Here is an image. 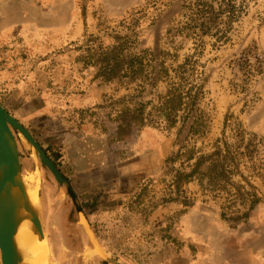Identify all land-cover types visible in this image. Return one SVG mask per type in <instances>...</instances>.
<instances>
[{
	"label": "rangeland",
	"instance_id": "1",
	"mask_svg": "<svg viewBox=\"0 0 264 264\" xmlns=\"http://www.w3.org/2000/svg\"><path fill=\"white\" fill-rule=\"evenodd\" d=\"M124 44L145 72L104 79L89 48ZM153 68L168 75L152 87ZM180 83L203 86L198 110L185 127L153 126ZM0 103L77 197L41 163L53 264H264V0H0ZM187 149L228 156L227 171L216 156L211 179L176 177L196 163Z\"/></svg>",
	"mask_w": 264,
	"mask_h": 264
},
{
	"label": "water",
	"instance_id": "2",
	"mask_svg": "<svg viewBox=\"0 0 264 264\" xmlns=\"http://www.w3.org/2000/svg\"><path fill=\"white\" fill-rule=\"evenodd\" d=\"M18 131L28 141L36 163L38 190L42 186V167L46 165L56 180L67 187L69 194L74 202H77L75 192L70 187L67 179L51 160L41 144L35 139L30 131L22 125L1 103H0V251L1 264H39L27 257L15 254L14 245V225L21 202H24L27 214L34 222L42 223L46 228L43 217V206L40 195V205L34 206L27 198V187L24 170L20 161V151L15 135ZM80 217L84 220L83 224L88 235L91 237L90 228L83 214L82 208L77 206ZM47 229V228H46ZM48 245L51 248L50 238ZM51 264L52 263V248ZM104 262L108 264H118L117 262L104 257Z\"/></svg>",
	"mask_w": 264,
	"mask_h": 264
},
{
	"label": "trees",
	"instance_id": "3",
	"mask_svg": "<svg viewBox=\"0 0 264 264\" xmlns=\"http://www.w3.org/2000/svg\"><path fill=\"white\" fill-rule=\"evenodd\" d=\"M127 46L124 44L121 48H106V53H101L98 51V48L90 47L91 51H96L93 57L98 55L99 60H101L102 71L101 76L106 80H113L117 77L118 73L122 68H127L128 72L124 74V77H132L135 78L145 72L144 63L145 57L138 56L137 54L127 55L123 57V50ZM165 75H168V71H165L164 68L154 69L148 74L147 79L148 84L156 86L160 80H162ZM180 77V76H178ZM176 85V86H175ZM183 84H174V86L169 90L168 94L163 97V102L160 107H158L159 111L157 116H154V119L151 120L153 126L159 125L164 129H169L175 126L178 122L183 123V127H185L187 121L192 117L195 110H198V104L201 100V95L203 92V86L191 87L187 92H183L182 90ZM180 113H183L180 115ZM180 118V119H179ZM200 120V116H196L194 125L192 126L189 134L184 137L182 142L177 144V150L180 152L183 149L188 148L186 142L188 141L190 135H197L199 133V128L197 127V122ZM182 127V128H183ZM181 131H179V134ZM219 158L220 164L222 166V173L224 175L225 171V161L228 156H223L221 154H213L201 156L199 158H195L193 151L187 149L186 152L180 153V157H185L188 163L196 160L194 165L189 166L190 172H178L176 177H184L185 179H192L194 177H199L203 180L205 177H209L211 179L213 173V164L215 162V157ZM210 164V165H209ZM205 165H209L207 167L206 173H201L203 167Z\"/></svg>",
	"mask_w": 264,
	"mask_h": 264
},
{
	"label": "bare ground",
	"instance_id": "4",
	"mask_svg": "<svg viewBox=\"0 0 264 264\" xmlns=\"http://www.w3.org/2000/svg\"><path fill=\"white\" fill-rule=\"evenodd\" d=\"M26 187L27 198L31 204L34 206L40 205L38 181H26ZM48 237L45 226L42 223L34 222L27 214L22 201L14 225L15 254L32 259L39 264H51V248L48 245Z\"/></svg>",
	"mask_w": 264,
	"mask_h": 264
}]
</instances>
